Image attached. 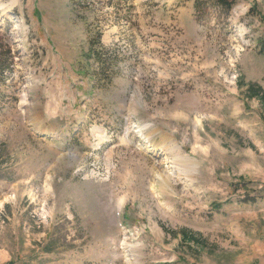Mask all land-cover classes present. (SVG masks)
<instances>
[{"label":"rangeland","instance_id":"374dc122","mask_svg":"<svg viewBox=\"0 0 264 264\" xmlns=\"http://www.w3.org/2000/svg\"><path fill=\"white\" fill-rule=\"evenodd\" d=\"M263 41L264 0H0V264H264Z\"/></svg>","mask_w":264,"mask_h":264},{"label":"trees","instance_id":"16d2710c","mask_svg":"<svg viewBox=\"0 0 264 264\" xmlns=\"http://www.w3.org/2000/svg\"><path fill=\"white\" fill-rule=\"evenodd\" d=\"M222 3H225L226 2V0H220ZM262 46H263V48H264V41L262 42Z\"/></svg>","mask_w":264,"mask_h":264},{"label":"bare ground","instance_id":"6f19581e","mask_svg":"<svg viewBox=\"0 0 264 264\" xmlns=\"http://www.w3.org/2000/svg\"><path fill=\"white\" fill-rule=\"evenodd\" d=\"M97 137H98V138H100L101 136H100V135H98ZM170 148H171V147H170ZM168 149H169V148H168Z\"/></svg>","mask_w":264,"mask_h":264}]
</instances>
